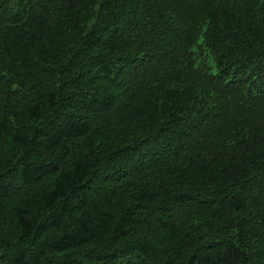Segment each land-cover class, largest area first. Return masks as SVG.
Masks as SVG:
<instances>
[{
  "label": "trees",
  "instance_id": "obj_1",
  "mask_svg": "<svg viewBox=\"0 0 264 264\" xmlns=\"http://www.w3.org/2000/svg\"><path fill=\"white\" fill-rule=\"evenodd\" d=\"M0 264H264V0H0Z\"/></svg>",
  "mask_w": 264,
  "mask_h": 264
},
{
  "label": "bare ground",
  "instance_id": "obj_2",
  "mask_svg": "<svg viewBox=\"0 0 264 264\" xmlns=\"http://www.w3.org/2000/svg\"><path fill=\"white\" fill-rule=\"evenodd\" d=\"M111 91H112V89H111ZM115 91V90H114ZM95 107V106H94Z\"/></svg>",
  "mask_w": 264,
  "mask_h": 264
}]
</instances>
